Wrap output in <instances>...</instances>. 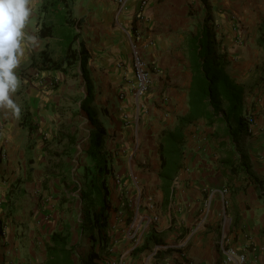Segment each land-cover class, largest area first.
Returning a JSON list of instances; mask_svg holds the SVG:
<instances>
[{
	"label": "crops",
	"instance_id": "obj_1",
	"mask_svg": "<svg viewBox=\"0 0 264 264\" xmlns=\"http://www.w3.org/2000/svg\"><path fill=\"white\" fill-rule=\"evenodd\" d=\"M30 7L25 32L38 43L25 48L16 70L12 98L21 116L0 111V264H44L52 233L70 229L57 201L67 190L51 184L53 198L44 201L41 180L68 144L61 128L75 133L83 125L88 141L68 148L73 159H83L90 135L104 129L105 149L121 154L132 146L133 158L144 159L148 144L159 164L153 183L110 188L111 199L125 193L112 210L135 191L141 224L133 243L129 228L120 229L125 213L118 209L117 223L111 213L117 239L108 264H232L220 248L223 209L231 218L223 244L244 253L246 264H264V0H33ZM206 44L225 56L242 88L238 114H225L221 99L218 109L202 100L203 113L188 115L199 78L193 63ZM133 46L151 79L139 97ZM87 94L92 102L84 104ZM247 114L255 117L250 132ZM176 130L169 160L178 168L165 185L158 145ZM205 203L206 225L194 232Z\"/></svg>",
	"mask_w": 264,
	"mask_h": 264
},
{
	"label": "trees",
	"instance_id": "obj_2",
	"mask_svg": "<svg viewBox=\"0 0 264 264\" xmlns=\"http://www.w3.org/2000/svg\"><path fill=\"white\" fill-rule=\"evenodd\" d=\"M197 56L193 63L199 76L197 80L193 81V89L196 90L197 96H193L191 99L189 117L203 113L201 110L202 100H206V102L204 101L206 105L209 103L214 109L219 108L221 99L225 100L228 103L225 114H238L241 106L242 88L230 79L226 71L228 61L225 56L214 55L208 44L205 49H198ZM55 66L59 68L60 65ZM83 102L84 104L91 103L92 95L87 94ZM180 137L178 130L170 132L158 145L161 159L160 178L165 185L169 184L174 171L178 168V160H169V151L177 152L173 142ZM106 139L107 134L104 129H98L95 134L90 135L86 155L93 159L94 163L89 167L84 165L81 167L84 175L83 186L85 187L80 186L78 182L74 183V187L81 192L83 201L88 203L85 205L86 217L79 223V230L90 236L92 251L86 258L80 257L77 252L79 244H70L68 233L55 231L47 245V257L44 264H97L94 261L95 258L101 255L109 245L113 235L110 226L112 199L109 181L114 175V163L112 154L105 149ZM96 200L99 202L98 209H96ZM96 246L99 251H94ZM76 258L79 260L77 261Z\"/></svg>",
	"mask_w": 264,
	"mask_h": 264
},
{
	"label": "rangeland",
	"instance_id": "obj_3",
	"mask_svg": "<svg viewBox=\"0 0 264 264\" xmlns=\"http://www.w3.org/2000/svg\"><path fill=\"white\" fill-rule=\"evenodd\" d=\"M240 1H243V0H240ZM61 129L63 130L62 132L64 136L63 138H66V142H68V144L64 143L65 148L63 152L61 153V156L58 155L60 158L59 159L54 158L52 160L53 167L55 168V170L52 173H49L47 176H44L43 179L41 180V183L47 184L46 186L47 190L51 188V184L53 185L55 183L57 186H58V183H60L61 184L60 186L61 187L63 186L67 190L66 192H64V189H61V190L59 189V191L57 192V195H58L57 201L59 203V207L64 212L63 214L67 217V219L70 220V223L67 224L70 227V229H67L65 225L62 224L63 231H68L67 232L69 236L68 240L70 244H74V243L79 244L77 247V252L79 256L82 258H86L88 254L90 253V251H92L91 239H90V236L86 232H80L79 223H81V221H84L86 217V206L85 205L87 202L83 201L81 197V192L79 191V189L74 187V183H77V182L80 184V186L84 185L83 184L84 175H83L82 168L78 171V174H77L75 170V165L79 161H82L81 164H83L85 167H89L93 165L94 161L93 159L89 158L88 155H84L83 159L79 158L75 160L73 159V154L69 151L68 148H70L71 145L76 144L75 140L79 142L80 147L81 146L85 147L86 146L85 143H87L88 141L89 132L87 128L85 127V125L82 126L80 131L79 129L76 130L75 133H70L69 128H61ZM131 147H129L130 150H128V152H126L125 150V152L122 151L121 154H118V153L113 154L112 152L109 151L108 148L106 149L112 154L113 163H114V166H113L114 175L111 177L109 181L110 188L113 186H116L117 190H119L118 189L119 187L120 189L121 188L126 189L128 188V186L133 187L135 183L138 186L147 184V183H153V180H156L158 178L157 176H154V174L151 172L152 170H154L155 168H158L159 166L158 159L149 158V156L151 155V152L153 153V149L150 146H148V144L144 145V149L146 150L145 158L144 159L143 158L134 159L133 156L135 152H130ZM147 149H148V153H147ZM117 150L115 151L117 152ZM54 152L57 153L55 150ZM57 167H62V168L66 167V171H64L63 173L57 172L56 171ZM131 171L132 172L134 171L135 175H130ZM138 172H140L141 175ZM147 172L151 175H148ZM142 173L144 175H142ZM55 179H56V182H55ZM130 189L127 192V197L130 199V201H128V203L118 204L117 206L114 207L112 211V213H114L115 223H117V219L121 220V214L119 218L118 209H120V211L123 212V215L125 213V222L120 227L121 230H123V228H129L131 222L134 219L136 220V222L140 221L141 213H139L140 211L139 206L136 207L135 200H134L136 196L135 191H131L132 189L131 190ZM120 197L124 201L125 193L123 192L121 195L118 194V197L113 195L112 202L114 203L116 200H119ZM52 198L53 197L51 196V193L48 190L46 195H44L43 200L46 201ZM95 202L97 203L96 209H98L99 202L97 200ZM114 226L115 225H112L113 230L115 228ZM113 234L114 235H112V238L109 241V245L106 248V250L101 255L95 258L94 261L97 264H108L110 262L107 259V257L109 253L114 251L113 246L115 245V240L117 239V237H115V232H113ZM119 234L121 235V231ZM131 240L134 243L135 237L132 238ZM159 244L162 246L161 248L162 251H164L163 246L165 243L161 242ZM155 250H156V254H155V257H156V255L160 251L158 249V246L155 247L154 251ZM97 251H99L98 247H97ZM104 255L106 256V258L103 257ZM149 259L153 261L154 254L151 255ZM76 260L78 261L79 259L76 258Z\"/></svg>",
	"mask_w": 264,
	"mask_h": 264
},
{
	"label": "clouds",
	"instance_id": "obj_4",
	"mask_svg": "<svg viewBox=\"0 0 264 264\" xmlns=\"http://www.w3.org/2000/svg\"><path fill=\"white\" fill-rule=\"evenodd\" d=\"M33 0H0V111L19 119L21 107L12 98L20 81L16 70L26 47L38 43L35 35L25 32Z\"/></svg>",
	"mask_w": 264,
	"mask_h": 264
},
{
	"label": "built area",
	"instance_id": "obj_5",
	"mask_svg": "<svg viewBox=\"0 0 264 264\" xmlns=\"http://www.w3.org/2000/svg\"><path fill=\"white\" fill-rule=\"evenodd\" d=\"M132 65H133V71H134V82H133V92L136 97L141 96L144 94L150 85L151 79H150V74L148 70L146 69V65L140 55V52L138 49L133 46L132 47ZM127 114H125V117ZM245 121L247 123V130L250 132L255 125V117L253 114H247L245 116ZM209 203H205L204 208L200 212V215L196 219V224L194 226L193 231H199L202 228L205 227L206 225V219H207V214L209 210ZM230 221L231 218L228 214V212L223 209L222 211V240H220V248L222 253L225 255V258L228 262H231L232 264H246V256L244 253L237 252L235 249L231 247H226L223 244V239L224 236L226 235V231L228 230L230 226ZM140 224L141 220L139 222H136L134 219L130 226H129V231H130V237L131 239L135 237V240L140 234Z\"/></svg>",
	"mask_w": 264,
	"mask_h": 264
}]
</instances>
